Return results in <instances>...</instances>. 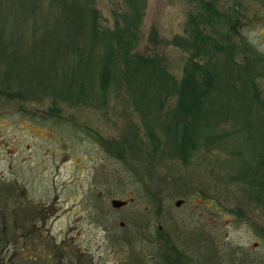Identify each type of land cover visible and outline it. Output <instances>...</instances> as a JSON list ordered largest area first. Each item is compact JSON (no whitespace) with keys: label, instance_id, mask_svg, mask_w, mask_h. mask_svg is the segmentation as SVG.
<instances>
[{"label":"rangeland","instance_id":"374dc122","mask_svg":"<svg viewBox=\"0 0 264 264\" xmlns=\"http://www.w3.org/2000/svg\"><path fill=\"white\" fill-rule=\"evenodd\" d=\"M202 1L145 0L132 52L156 57L180 80L191 54L189 18L202 17ZM220 1L239 20L236 34L224 31L239 69L254 59L245 42L264 54V0ZM93 5L99 30L116 22L125 29L124 0ZM117 74L104 93L95 88L70 103L0 94V264L8 240L27 245L15 264H155L167 242L193 264L264 257V111L233 89L222 93L228 111L183 160L172 152L176 95L150 119L152 140ZM227 75L229 87L250 82ZM255 84L264 101V78ZM112 199L126 204L113 208Z\"/></svg>","mask_w":264,"mask_h":264},{"label":"trees","instance_id":"16d2710c","mask_svg":"<svg viewBox=\"0 0 264 264\" xmlns=\"http://www.w3.org/2000/svg\"><path fill=\"white\" fill-rule=\"evenodd\" d=\"M124 3L125 29L116 22L114 30L102 32L93 0H0V94L70 103L90 99L95 88L104 93L120 72L152 140L150 119L176 95L168 112L172 152L183 160L228 111L222 93L233 89L264 111L255 84L264 78V54L245 42L247 50H255L254 59L236 69L224 31L236 34L239 20L234 11H223V1H202V17L189 18L191 54L180 80L156 57L132 52L145 0ZM227 72L235 81L243 82L246 75L250 82L229 87Z\"/></svg>","mask_w":264,"mask_h":264},{"label":"flooded vegetation","instance_id":"af4514ba","mask_svg":"<svg viewBox=\"0 0 264 264\" xmlns=\"http://www.w3.org/2000/svg\"><path fill=\"white\" fill-rule=\"evenodd\" d=\"M180 201L183 202V200L180 199ZM181 202V203H182ZM180 206V205H179ZM160 228V227H159ZM23 236L25 235L26 232H20L19 234H22ZM28 233L30 234V232L28 231ZM158 236V237H157ZM157 236H155L156 241L159 239L163 240V236L160 235L159 233L157 234ZM24 239V238H23ZM33 240H37V242L35 243V246L33 248H39V241L38 239L33 238ZM262 241H264V238H261ZM206 241V238H205ZM29 243V241L27 242V244ZM163 244V243H162ZM261 245V243H259L258 241H256V239H253L251 242V245ZM264 246V243H263ZM26 242H24V240L21 243H18L17 241H10L8 240L6 242V248L4 250L7 251V254L5 256V264H15L14 263V256L18 253V256H20L22 259H24V251L27 249L26 248ZM164 247H165V243H164ZM167 249V252H166ZM216 249L214 248V251ZM33 255V254H31ZM41 255V254H39ZM44 255V253H43ZM158 257V253L154 255V259H155V264H193L192 261L190 259V263H189V259L187 258V255H185L184 253H181L177 250L174 249V247L172 245H170L169 242L166 243V247L164 248V251L161 252V254L159 255L160 260L158 261L157 258ZM24 261V260H23ZM34 264V261L32 262ZM204 264H213L212 261H210L209 263H206L203 261ZM229 264H232V262L230 261ZM251 264H264V257H262L261 259H254L252 260Z\"/></svg>","mask_w":264,"mask_h":264},{"label":"water","instance_id":"95a60500","mask_svg":"<svg viewBox=\"0 0 264 264\" xmlns=\"http://www.w3.org/2000/svg\"><path fill=\"white\" fill-rule=\"evenodd\" d=\"M110 204L113 208H121L126 204L125 200H120V199H112L110 201ZM181 204L180 200L176 201V205L179 206Z\"/></svg>","mask_w":264,"mask_h":264},{"label":"bare ground","instance_id":"6f19581e","mask_svg":"<svg viewBox=\"0 0 264 264\" xmlns=\"http://www.w3.org/2000/svg\"><path fill=\"white\" fill-rule=\"evenodd\" d=\"M75 161H78V159H76Z\"/></svg>","mask_w":264,"mask_h":264}]
</instances>
